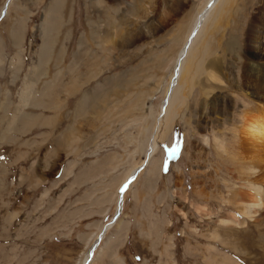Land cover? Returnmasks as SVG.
<instances>
[{"label": "rangeland", "instance_id": "obj_1", "mask_svg": "<svg viewBox=\"0 0 264 264\" xmlns=\"http://www.w3.org/2000/svg\"><path fill=\"white\" fill-rule=\"evenodd\" d=\"M6 1L0 264H84L92 245L94 264H264V208L222 223L243 209L235 194L258 201L249 187L264 179L243 163L261 159L264 141L247 152L239 132L243 102L255 103L241 66L264 0L210 12L184 57L187 84L159 121L208 0Z\"/></svg>", "mask_w": 264, "mask_h": 264}, {"label": "bare ground", "instance_id": "obj_2", "mask_svg": "<svg viewBox=\"0 0 264 264\" xmlns=\"http://www.w3.org/2000/svg\"><path fill=\"white\" fill-rule=\"evenodd\" d=\"M110 1H112V4L110 3L112 7L116 9L117 7L115 4V1L114 0H110ZM237 5H239L238 0H208L206 7L201 12H199V14L197 15L193 23V26L190 32L191 35L189 37L190 39L189 41H187V44L185 45V47L182 50H180L177 56V59L174 65V71L172 73L173 78L167 90L165 91V98L160 107V113H158L157 115L158 121L166 116L167 108L168 109L171 108L170 103L173 97H175L176 94H179L181 88H183L184 85L187 84V78L189 77L185 72L181 71V68L184 62V57L187 54V52L190 50L191 45H193L192 44L193 40L195 41V38L199 34L201 27L203 26V22L206 20V18L209 16L210 12L214 8H216L214 10V13L215 11H217V9L218 10L223 9V11L225 10L227 13H229L231 11L236 12V10L234 9ZM7 13H8V9L6 8V11H5V7H4V14H3V10L0 11V19L3 15L5 17ZM244 13L245 14L247 13V9L245 8H244ZM257 18L260 19L261 25L259 24V22H256L255 25H251V28L249 29V32H248V36L251 40V43H246V46H248L246 48L247 50L249 49L251 56L248 57V59H245V61L242 63V66H241L242 67L241 78H243L241 90H243L246 95L250 94V97L255 102L254 104H252V106H249L247 102H243L246 107L243 109V112L241 114V125H239L240 126L239 132L240 134L244 136V139H245L244 141L245 143H247V152H250V151L258 152L256 151L257 149H259V147H257V144L259 142L264 141V16L261 17L262 19L260 18V16ZM175 90H176V93L173 95ZM169 123L171 124V118L167 117L166 120L164 121V126L171 128V125L169 126ZM242 137L240 141H243ZM240 146H241V143H240ZM148 149H149L147 152L148 157L149 159L152 160L153 147L152 148L149 147ZM260 151H264V149L260 148ZM246 154H250V153H246ZM153 160H156V159H153ZM153 160H152V163L154 162ZM253 161L254 159H251L250 157L248 158L246 157V159H244L243 163L245 164V167H246V175L247 176H249L250 174L256 175L257 173L261 175L262 172L264 173V165L262 164L264 163V152H263V156L261 157V159L254 161L257 163H254ZM149 163L152 164L151 161H149ZM143 167H144L143 163L142 162L139 163V165L136 168H134L133 170L129 172L125 181L120 186L118 193H117L118 209L116 213L117 214L116 218L118 216V213L121 210L124 191L129 186V184L133 181L136 175L139 174V172L141 171ZM257 167L260 168L262 171L258 169ZM263 183H264V179H262L260 184H257L255 188L249 187V190H251V192L253 190L256 191V193H252V194L258 195L259 199L257 202H255L254 200H251L249 202L242 201L240 200L239 194H235L234 203L236 205L242 204L243 209L239 210V213L237 214L234 213L233 218L228 217L224 219L222 223L225 224L226 226H229L227 225L228 223H231V222L236 223V224L238 223L236 220L238 216L247 217L248 219H252L254 216H256L257 212L253 214L254 210L264 208V199L262 198L264 195V184ZM125 184H127V187L125 188L123 192H121L120 189L124 187ZM119 221L120 220H118V222ZM121 223L122 221H120L117 224L118 229ZM105 230L107 229L105 228ZM101 235L102 236H100V238L102 237L101 239H103L105 236V232L102 233ZM96 241L98 240L96 239ZM108 242H109V238L105 241V245H107ZM96 246L92 245L90 247L87 253V257L84 261V264H94L95 259L93 258V255L90 254V252H92Z\"/></svg>", "mask_w": 264, "mask_h": 264}, {"label": "snow or ice", "instance_id": "obj_3", "mask_svg": "<svg viewBox=\"0 0 264 264\" xmlns=\"http://www.w3.org/2000/svg\"><path fill=\"white\" fill-rule=\"evenodd\" d=\"M173 155H175V149L173 150ZM126 187H127V184H125V186L122 187V188L120 189V191L123 192V191L125 190Z\"/></svg>", "mask_w": 264, "mask_h": 264}, {"label": "crops", "instance_id": "obj_4", "mask_svg": "<svg viewBox=\"0 0 264 264\" xmlns=\"http://www.w3.org/2000/svg\"><path fill=\"white\" fill-rule=\"evenodd\" d=\"M2 45H3V43H2ZM14 45H15V43H14ZM17 47V46H16Z\"/></svg>", "mask_w": 264, "mask_h": 264}, {"label": "water", "instance_id": "obj_5", "mask_svg": "<svg viewBox=\"0 0 264 264\" xmlns=\"http://www.w3.org/2000/svg\"><path fill=\"white\" fill-rule=\"evenodd\" d=\"M114 217V216H113Z\"/></svg>", "mask_w": 264, "mask_h": 264}]
</instances>
